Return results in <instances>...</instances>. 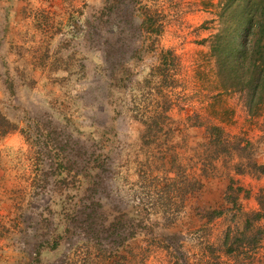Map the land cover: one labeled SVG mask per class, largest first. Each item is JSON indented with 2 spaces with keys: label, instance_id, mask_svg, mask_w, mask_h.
I'll use <instances>...</instances> for the list:
<instances>
[{
  "label": "rangeland",
  "instance_id": "obj_1",
  "mask_svg": "<svg viewBox=\"0 0 264 264\" xmlns=\"http://www.w3.org/2000/svg\"><path fill=\"white\" fill-rule=\"evenodd\" d=\"M228 1L0 0V264H264V112L212 50Z\"/></svg>",
  "mask_w": 264,
  "mask_h": 264
},
{
  "label": "trees",
  "instance_id": "obj_2",
  "mask_svg": "<svg viewBox=\"0 0 264 264\" xmlns=\"http://www.w3.org/2000/svg\"><path fill=\"white\" fill-rule=\"evenodd\" d=\"M236 1H228L226 10L232 9ZM240 9V23L233 30L228 27V33H225L224 29L220 35L212 37V50L215 57L224 63L219 64L223 78L220 80L218 75L215 77L228 90L231 89L240 94L248 112H264V0H242ZM148 26L156 25L150 20ZM226 39L229 40V43L224 42ZM162 55L163 68L161 71L164 74L163 78L167 82V77L170 82V67L176 57L169 51ZM206 130L210 131L212 136L217 134L215 140L221 139L220 133L223 129L215 123H209ZM181 181L184 187L178 192L180 206L184 203L187 194L199 190L202 185L201 182L190 183L184 176ZM262 193H264V188ZM258 201L261 210H263L264 195L261 196L260 194ZM262 216L263 214L256 212L252 215V219L259 221ZM166 220H172V215H167ZM253 220L246 221L248 227L246 231L253 227ZM261 239V236L256 238L257 241Z\"/></svg>",
  "mask_w": 264,
  "mask_h": 264
}]
</instances>
